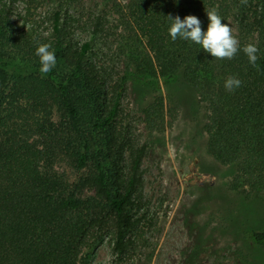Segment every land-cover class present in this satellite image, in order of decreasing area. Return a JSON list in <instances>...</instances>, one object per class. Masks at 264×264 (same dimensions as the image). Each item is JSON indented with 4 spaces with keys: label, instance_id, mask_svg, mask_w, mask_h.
Segmentation results:
<instances>
[{
    "label": "trees",
    "instance_id": "16d2710c",
    "mask_svg": "<svg viewBox=\"0 0 264 264\" xmlns=\"http://www.w3.org/2000/svg\"><path fill=\"white\" fill-rule=\"evenodd\" d=\"M68 1L29 0L30 18L31 8L49 4L48 26L41 32L36 22L16 24L11 3L0 0V264H87L81 251L88 234L106 231L111 222L112 253L119 259L133 246L134 174L145 148L134 156L126 179L119 167L123 146L114 131L118 97L103 98L106 78L92 60L91 43L73 40ZM106 1L128 35L118 91L131 79L180 77L206 113L209 153L234 167L230 190L246 199L264 198V0L254 20H240L234 34L241 49L249 43L258 47L259 70L243 51L218 60L199 45L168 35L169 16L194 15L206 31L204 9L210 7L231 27L240 0ZM44 43L56 56L47 75L40 73L35 54ZM229 77L242 86L227 91ZM143 113L156 129L164 121L162 99ZM62 157L78 168L90 162L93 172L70 183L55 169ZM88 188L94 193L84 195ZM248 235L250 247L263 251L264 230ZM240 254L241 264H264Z\"/></svg>",
    "mask_w": 264,
    "mask_h": 264
},
{
    "label": "rangeland",
    "instance_id": "374dc122",
    "mask_svg": "<svg viewBox=\"0 0 264 264\" xmlns=\"http://www.w3.org/2000/svg\"><path fill=\"white\" fill-rule=\"evenodd\" d=\"M7 1L16 24L36 22L41 32L46 31L48 3L29 8L30 18L29 0ZM256 10H261L260 0L235 6L230 19L233 34L240 20H254ZM65 12L73 23V40L92 45V60L106 78L103 98L118 97L114 131L123 146L119 167L126 179L131 177L134 156L145 148L134 174L135 226L129 233L133 246L118 259L112 253V222L108 223L106 231L88 234L81 251L87 264H241L237 258L243 252L256 262L264 261V250H254L247 241L252 230H264V198L246 199L230 190L234 167L209 153L203 130L207 117L193 89L180 77H148L129 80L120 93L128 35L110 4L69 0ZM158 98L164 121L152 129L143 112ZM55 169L65 172L70 183L93 172L90 162L78 168L65 157L57 160ZM93 193L91 188L83 192Z\"/></svg>",
    "mask_w": 264,
    "mask_h": 264
},
{
    "label": "clouds",
    "instance_id": "9594fccd",
    "mask_svg": "<svg viewBox=\"0 0 264 264\" xmlns=\"http://www.w3.org/2000/svg\"><path fill=\"white\" fill-rule=\"evenodd\" d=\"M248 0H240L242 5H247ZM208 26L206 31L201 30L200 20L194 15H187L183 19L179 16L175 18L169 16L171 22L168 28V35L172 41L178 38L191 41L200 46L206 53L218 60H231L238 51H243L249 64L259 70L257 55L259 49L255 44H247L242 49L236 35L233 34L232 28L222 22L217 7L204 9ZM51 46L47 43L39 44L36 47L35 54L39 57L40 73L47 75L56 66V56L54 51L50 50ZM242 86V81L236 77H229L224 82L227 91H234Z\"/></svg>",
    "mask_w": 264,
    "mask_h": 264
}]
</instances>
